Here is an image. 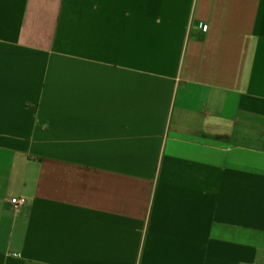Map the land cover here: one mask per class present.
Returning <instances> with one entry per match:
<instances>
[{"label":"crops","instance_id":"1","mask_svg":"<svg viewBox=\"0 0 264 264\" xmlns=\"http://www.w3.org/2000/svg\"><path fill=\"white\" fill-rule=\"evenodd\" d=\"M0 264H264V0H0Z\"/></svg>","mask_w":264,"mask_h":264},{"label":"built area","instance_id":"2","mask_svg":"<svg viewBox=\"0 0 264 264\" xmlns=\"http://www.w3.org/2000/svg\"><path fill=\"white\" fill-rule=\"evenodd\" d=\"M207 28V23L202 22L200 25L201 30H205ZM27 199L23 196H16L11 199V203L14 207L19 208L20 206L24 205L26 203Z\"/></svg>","mask_w":264,"mask_h":264}]
</instances>
